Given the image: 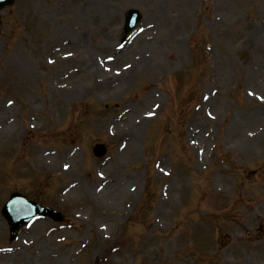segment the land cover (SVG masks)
Instances as JSON below:
<instances>
[{
	"label": "rangeland",
	"instance_id": "obj_1",
	"mask_svg": "<svg viewBox=\"0 0 264 264\" xmlns=\"http://www.w3.org/2000/svg\"><path fill=\"white\" fill-rule=\"evenodd\" d=\"M14 191L65 220L10 239L0 213V264H264V0L2 9L0 209Z\"/></svg>",
	"mask_w": 264,
	"mask_h": 264
},
{
	"label": "water",
	"instance_id": "obj_2",
	"mask_svg": "<svg viewBox=\"0 0 264 264\" xmlns=\"http://www.w3.org/2000/svg\"><path fill=\"white\" fill-rule=\"evenodd\" d=\"M13 0H0V8L5 6L6 4L12 3ZM139 18V13L136 10H131L129 14L127 15L126 21H125V29H130L131 26L134 24L135 21H137ZM103 146L102 145H96L94 147V153L96 155H101L103 153ZM25 203L26 206H29L33 204L36 208V211L39 215H47L55 220L60 219L59 213L56 211L40 205L36 204L32 201L27 202L24 198L12 195V197L9 199V201L4 205L2 208V214L5 217L9 228H10V236L14 237L17 229L21 227L22 225L30 222L35 216L38 214L35 213H27L25 215H22L19 209L22 208V204Z\"/></svg>",
	"mask_w": 264,
	"mask_h": 264
}]
</instances>
